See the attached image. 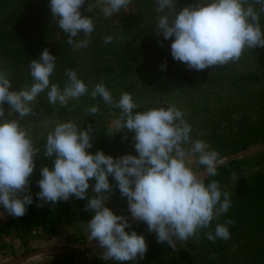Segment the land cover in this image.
Instances as JSON below:
<instances>
[{
	"label": "trees",
	"instance_id": "obj_1",
	"mask_svg": "<svg viewBox=\"0 0 264 264\" xmlns=\"http://www.w3.org/2000/svg\"><path fill=\"white\" fill-rule=\"evenodd\" d=\"M195 2L178 0L177 7ZM49 3L50 0H0V72L10 80V90L31 86L28 65L32 59H39L45 48L56 56L50 83L62 91L67 80L65 73L73 70L88 88V92L70 99L65 106L50 104L46 90L33 102V114L22 119L5 103L6 116L20 120L41 151L47 134L56 124L73 120L79 128L94 126L93 147L89 151L102 149L114 157L136 154L134 133H129L127 140L123 139L124 133L106 135L110 120L119 116L120 109L106 105L100 97H91V91L99 83L105 85L116 101L123 93H129L137 105L134 112L169 106L181 111L183 119L191 125L192 139L205 141L219 157L264 141V48L245 49L235 64L190 70L171 56V39L164 40L162 35L154 33L161 15L155 11V0H131L128 11L121 9L107 18L99 8L86 11V0L81 13L92 16L94 32L87 47L73 51L67 43V34L52 19ZM248 3L259 10L260 5L253 0ZM259 22L264 32V13H260ZM106 36L113 38L111 43H103ZM83 38L80 33L74 39ZM165 61L166 68L162 70L160 65ZM94 105L99 107V112L92 116L86 109ZM52 162L37 154L30 177L34 203L21 218L6 222L0 219V240L9 226V230L13 227V232L9 231L11 238L21 241L34 230L40 231L47 243L65 230H69L73 242L89 233L86 224L92 213L83 210L85 200L70 198L52 206H36L40 169L43 165L51 167ZM197 167L203 166L197 164ZM212 180L231 199L230 209L212 222V228L231 219L233 223L227 225L230 238L211 242L205 236L207 229H202L198 238L176 241L173 250L166 243H157L155 234L147 231V225L137 222L128 230L144 234L148 244L146 255L138 264H264V151L218 166L215 176L205 177V183ZM115 197L120 198L118 190ZM120 199L122 206H126V199ZM102 252L96 246L87 251L51 254L24 264H136L103 261L99 258ZM2 255L10 257L14 253L6 255L2 251Z\"/></svg>",
	"mask_w": 264,
	"mask_h": 264
},
{
	"label": "clouds",
	"instance_id": "obj_2",
	"mask_svg": "<svg viewBox=\"0 0 264 264\" xmlns=\"http://www.w3.org/2000/svg\"><path fill=\"white\" fill-rule=\"evenodd\" d=\"M86 0H50L52 19L67 34V43L73 51L89 45L94 32L92 16L82 15ZM155 11L160 13L154 33L164 40L171 39L170 52L175 61L190 70L202 71L240 60L245 49L264 48L260 13H264V0H253L260 5L257 11L248 0H196L178 8V0H155ZM131 0H87L86 11L99 8L105 18L128 11ZM83 34V39H74ZM111 36L103 39L112 42ZM163 46L162 41H158ZM56 56L45 48L39 59L28 65L33 83L20 91L10 90L11 82L0 72V209L12 218H21L34 203L31 180L36 167L37 154L52 159V166L43 165L36 182V206L43 208L70 198L85 200L84 211L92 213L86 228L89 239L103 249V261H134L144 259L148 244L145 235L131 229L130 219L147 225L157 243L167 244L173 250L176 241L197 237L199 230L207 229L206 238L215 242L227 240V225L212 222L228 212L230 194L222 192L219 183H205V177L217 174L219 154L203 140H193L192 128L174 107H153L144 111L137 108L132 96L125 92L119 100L113 99L103 83L95 85L93 99L120 109L119 116L107 127V136L134 133L132 141L136 154L114 157L93 147L95 128H79L75 121L56 124L47 134L43 151L37 147L20 120L8 118L5 103L22 119L33 114V102L38 94L47 90L50 104H68L88 92L77 73L68 70L64 88L50 83ZM166 68V61L160 65ZM86 111L95 116L97 105ZM197 156L202 171L190 167V157ZM111 177V181L109 179ZM91 189V194L89 192ZM119 191L127 201L130 215L117 214L107 205ZM214 258V257H212Z\"/></svg>",
	"mask_w": 264,
	"mask_h": 264
},
{
	"label": "rangeland",
	"instance_id": "obj_3",
	"mask_svg": "<svg viewBox=\"0 0 264 264\" xmlns=\"http://www.w3.org/2000/svg\"><path fill=\"white\" fill-rule=\"evenodd\" d=\"M112 121H113V119L110 120V123ZM197 164H198L197 156L192 155L190 157V165L189 166L192 167L193 170L197 171L200 169L197 167ZM109 202L111 203L109 207L112 208L117 214H123L124 212H127V205L122 206V204H124L123 200L118 198V197H115V195H113L112 199L110 201H108L107 204ZM127 215H130V214L128 213ZM10 218H12V217L8 216L3 211V209H0V219L3 222H6V220H9ZM9 227H7L3 230V231L6 230L7 232H6L5 236L1 237L2 239L0 240V248H1L0 249V263L4 262V261H6L12 257L24 254V253H26L32 249H36V248H39L42 246H47V245L73 246V245L83 244V243L90 240L88 237L89 233H87L84 236H82L83 238L80 241L73 242V240L71 238H69V235H68L69 230H67V231L65 230V231L58 233L56 235V237H54L53 241H51L50 243H47V242L43 241V238L41 237L42 234L40 233V231L34 230L30 234L25 236L24 240L21 241L20 239L13 237V236L11 238V236L9 235V231L13 232V227H11L10 230H9ZM24 241H26V244L23 243ZM24 249H27V250H24ZM2 251L5 252L6 255L10 254L11 252H13L14 255L10 256V257H7L5 255L3 256ZM55 254H58V253H55ZM48 255H51V254L42 255V256H39V257L34 258L32 260H37V259H40V258L48 256ZM32 260H30V261H32Z\"/></svg>",
	"mask_w": 264,
	"mask_h": 264
},
{
	"label": "water",
	"instance_id": "obj_4",
	"mask_svg": "<svg viewBox=\"0 0 264 264\" xmlns=\"http://www.w3.org/2000/svg\"><path fill=\"white\" fill-rule=\"evenodd\" d=\"M264 151V141H260L254 144L247 146L246 148L240 149L236 152L229 153L225 156L219 157L218 166H222L228 163L231 160L239 159L243 157H248L252 154ZM203 167H201L197 171H202ZM131 226L136 224L137 221L130 219ZM98 246L95 241H87L80 245L73 246H63V245H47L42 246L36 249H32L24 254L12 257L0 264H23L27 261H30L34 258H37L42 255L47 254H55V253H65V252H77V251H87L94 247Z\"/></svg>",
	"mask_w": 264,
	"mask_h": 264
},
{
	"label": "crops",
	"instance_id": "obj_5",
	"mask_svg": "<svg viewBox=\"0 0 264 264\" xmlns=\"http://www.w3.org/2000/svg\"><path fill=\"white\" fill-rule=\"evenodd\" d=\"M127 213H128V212H124L123 214H125V215H126ZM27 262H29V261H27ZM25 263H26V262H25ZM23 264H24V263H23Z\"/></svg>",
	"mask_w": 264,
	"mask_h": 264
}]
</instances>
